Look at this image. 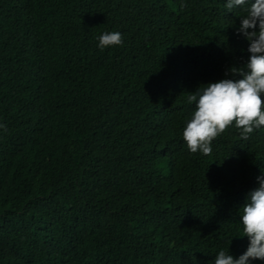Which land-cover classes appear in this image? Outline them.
Masks as SVG:
<instances>
[{
    "label": "trees",
    "instance_id": "1",
    "mask_svg": "<svg viewBox=\"0 0 264 264\" xmlns=\"http://www.w3.org/2000/svg\"><path fill=\"white\" fill-rule=\"evenodd\" d=\"M239 14L224 0H0V264L245 250L234 235L264 127L247 141L226 128L207 155L181 136L186 97L247 59ZM105 31L123 43L99 49Z\"/></svg>",
    "mask_w": 264,
    "mask_h": 264
},
{
    "label": "clouds",
    "instance_id": "2",
    "mask_svg": "<svg viewBox=\"0 0 264 264\" xmlns=\"http://www.w3.org/2000/svg\"><path fill=\"white\" fill-rule=\"evenodd\" d=\"M226 12L239 11L237 36L247 41V59L241 66L231 65L222 78L206 82L186 97L194 105L182 128V140L191 153L207 155L212 142L226 128L239 129L242 140L264 127V0H224ZM119 31H105L97 37V47L121 45ZM257 184L246 193L240 215L241 235L246 236L245 250L238 256L223 248L213 264H254L264 261V171L255 177Z\"/></svg>",
    "mask_w": 264,
    "mask_h": 264
}]
</instances>
